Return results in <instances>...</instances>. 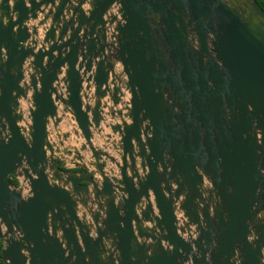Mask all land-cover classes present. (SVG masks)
Masks as SVG:
<instances>
[{"label": "water", "instance_id": "1", "mask_svg": "<svg viewBox=\"0 0 264 264\" xmlns=\"http://www.w3.org/2000/svg\"><path fill=\"white\" fill-rule=\"evenodd\" d=\"M0 239L3 264H264L257 2L0 0Z\"/></svg>", "mask_w": 264, "mask_h": 264}, {"label": "flooded vegetation", "instance_id": "2", "mask_svg": "<svg viewBox=\"0 0 264 264\" xmlns=\"http://www.w3.org/2000/svg\"><path fill=\"white\" fill-rule=\"evenodd\" d=\"M47 137H48V140L50 142V144L52 145V148H53V153H52V158L54 160H57V161H60L66 165H68V167L66 168V170L68 171H72V172H80V171H84V169L80 166H77V165H86L87 167H91L92 164L90 162H84L82 160L81 161H77V160H74L73 156L75 155V153H73L72 156H67L65 155L64 151H66V149L62 148V142L60 140V136L59 135H55V140H51L50 138V135H49V132L47 130ZM65 138V136H64ZM60 140V149L57 150V142ZM87 170V169H86ZM13 177H10V179H12ZM10 182L13 184V185H17V180L15 183H13L11 180Z\"/></svg>", "mask_w": 264, "mask_h": 264}, {"label": "rangeland", "instance_id": "3", "mask_svg": "<svg viewBox=\"0 0 264 264\" xmlns=\"http://www.w3.org/2000/svg\"><path fill=\"white\" fill-rule=\"evenodd\" d=\"M64 131L63 129L61 130V132ZM48 132H49V135H50V138L51 140H55V135H59L60 136V123L57 125V126H53L51 123H49L48 125ZM64 136L66 137V139H69V135H63V138ZM57 142V140H56ZM57 150L60 149V140L57 142ZM62 148L66 149V151H64L66 157L67 156H72L73 153H76L71 146H64L62 144L61 146ZM16 180V178H14Z\"/></svg>", "mask_w": 264, "mask_h": 264}, {"label": "crops", "instance_id": "4", "mask_svg": "<svg viewBox=\"0 0 264 264\" xmlns=\"http://www.w3.org/2000/svg\"><path fill=\"white\" fill-rule=\"evenodd\" d=\"M62 129L63 130H66L67 128H65L64 126H62V127H60V130H62ZM94 140H95V138H94ZM61 142H62V144L64 146H71V147H73L74 146V143H75V140L73 139V137L69 136V139H66V137H65L63 140H61Z\"/></svg>", "mask_w": 264, "mask_h": 264}, {"label": "trees", "instance_id": "5", "mask_svg": "<svg viewBox=\"0 0 264 264\" xmlns=\"http://www.w3.org/2000/svg\"><path fill=\"white\" fill-rule=\"evenodd\" d=\"M257 2V4L260 6V8L264 11V0H255ZM13 183L16 182V180L14 178L10 179ZM0 247H1V239H0ZM0 264H3V262L1 261L0 258Z\"/></svg>", "mask_w": 264, "mask_h": 264}, {"label": "built area", "instance_id": "6", "mask_svg": "<svg viewBox=\"0 0 264 264\" xmlns=\"http://www.w3.org/2000/svg\"><path fill=\"white\" fill-rule=\"evenodd\" d=\"M68 166V165H67Z\"/></svg>", "mask_w": 264, "mask_h": 264}]
</instances>
